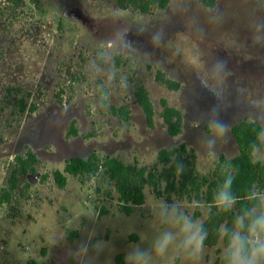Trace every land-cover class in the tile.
Wrapping results in <instances>:
<instances>
[{"label":"rangeland","instance_id":"rangeland-1","mask_svg":"<svg viewBox=\"0 0 264 264\" xmlns=\"http://www.w3.org/2000/svg\"><path fill=\"white\" fill-rule=\"evenodd\" d=\"M1 4L0 103L5 104L9 87L38 110L32 114L7 105L2 115L0 196L15 157L27 147L41 164L36 175L28 176V189L0 204V264H116L120 254L136 248L152 254L149 264L221 262L226 225L217 245H204L198 261L174 246L164 256L152 251L155 239L170 230L167 210L193 219L199 208L196 222L206 221L210 207L197 205L194 193L168 192L162 182L158 197L147 186L146 203L127 215L104 175H67V187L61 189L53 172L64 171L71 157L93 153L151 171L160 150L181 144L195 151L203 175H210L220 155L236 158L232 126L248 119L264 129V32L258 31L264 0H217L210 9L202 0H172L165 11L148 15L121 11L115 0H24L14 13ZM121 38L133 47H125ZM117 54L122 56L119 67ZM218 60L226 62V74L213 70ZM158 68L181 84L179 92L156 81ZM201 79L218 95L205 89ZM139 85L155 106L152 127L137 103ZM163 99L183 113L179 136L167 132ZM123 105L130 108L127 123L110 113L111 106ZM214 114L228 131L209 148L204 130ZM74 120L79 136L69 137ZM262 141L261 152L255 153L259 161H264ZM42 175L49 178L42 182Z\"/></svg>","mask_w":264,"mask_h":264},{"label":"trees","instance_id":"trees-1","mask_svg":"<svg viewBox=\"0 0 264 264\" xmlns=\"http://www.w3.org/2000/svg\"><path fill=\"white\" fill-rule=\"evenodd\" d=\"M3 10L14 13L21 9L24 0H0ZM39 2V1H38ZM172 0H115L116 6L121 11L136 12L140 15L153 14L157 11H165ZM217 0H202L205 8H213ZM120 54L115 56V66L121 65ZM156 81L173 92H179L181 84L171 79L161 69L156 70ZM2 88H0L1 92ZM6 102L0 103V121L7 105L20 107L22 112L36 113L38 106L36 103L28 102L20 95V90L7 88ZM10 97V98H9ZM58 97V96H57ZM59 98V97H58ZM137 103L141 107L150 127L154 124L155 106L150 98L149 91L143 86L136 87ZM163 111L161 118L166 125L170 136L176 137L182 133L183 113L177 108L168 105L167 100H162ZM110 113L114 117H119L127 123L130 118V108L127 105L120 107L111 106ZM77 120H74L70 127L68 136H79V130L76 128ZM262 124L256 120L244 119L231 128V135L238 145L239 155L236 158L228 159L225 155H220L214 164L210 175H203L197 171V157L195 151L181 144L170 149H162L157 155V163L151 171L146 167H139L138 163L127 164L117 157L106 155L99 156L93 153L87 158L71 157L65 162L64 171L56 170L53 172L54 182L59 188L65 189L68 184L67 175L83 178L87 176L104 175L110 183L115 186L118 195L119 209L122 213L130 215L134 207L142 206L146 203V187L152 186L155 194L161 197L160 184L165 182L168 192L182 194H195L197 205L205 203L210 207L206 221L202 224L207 233L205 245L214 247L222 237L221 228L226 225L231 228L235 215L243 207H249L252 204H258L256 201L248 199L250 194L264 193V161L255 159V153L251 152L250 146L255 142L263 147L262 137L258 134L263 133ZM4 142V137L0 132V145ZM41 160L38 155L30 148L26 152L17 155L14 161V168L7 180V188L3 189L0 196V204L8 203L14 193L21 189H28L30 183L28 176L36 175ZM159 167H162L160 170ZM227 172L235 176L233 184V194L239 199L232 211L223 212L212 205L214 193L222 180V174ZM49 178L48 175H42L41 181ZM199 207V206H197ZM201 216L199 208H196L193 220L196 221ZM73 234L74 233H70ZM224 243L226 239L224 236ZM45 252V249L43 253ZM116 264H124V255L117 257ZM216 264H224V259Z\"/></svg>","mask_w":264,"mask_h":264},{"label":"clouds","instance_id":"clouds-1","mask_svg":"<svg viewBox=\"0 0 264 264\" xmlns=\"http://www.w3.org/2000/svg\"><path fill=\"white\" fill-rule=\"evenodd\" d=\"M258 31L264 32V23L258 25ZM121 39L125 47H133L132 41ZM153 39L156 40L157 37L154 36ZM255 39L259 42L261 37L257 35ZM213 70L226 74V62L218 60ZM201 85L213 95H218L216 88L209 85L206 80L201 79ZM227 131L228 126L217 115L210 116L204 130L205 141L209 148H213L216 141L225 136ZM260 137H264V133L258 134V138ZM250 150L253 153H260L262 145L254 142ZM222 177L212 198V205L220 211L230 212L239 199L232 191L235 176L224 172ZM248 199L256 201L257 194H250ZM166 222L169 223L170 230L162 232L155 239L152 245L154 254L164 256L174 246L189 260L198 261L207 238L203 226L190 216L178 213L175 208L167 210ZM224 236L226 239L223 250L224 264H264V197L259 198L258 204L241 208L235 215L231 228L224 229ZM151 255L145 250L136 248L126 253L124 262L125 264H149Z\"/></svg>","mask_w":264,"mask_h":264}]
</instances>
